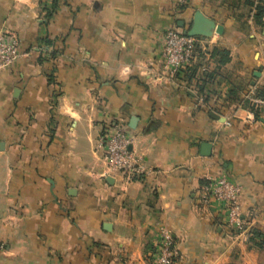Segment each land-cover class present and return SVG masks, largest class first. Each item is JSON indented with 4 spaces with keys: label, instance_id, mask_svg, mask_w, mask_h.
I'll return each mask as SVG.
<instances>
[{
    "label": "crops",
    "instance_id": "obj_1",
    "mask_svg": "<svg viewBox=\"0 0 264 264\" xmlns=\"http://www.w3.org/2000/svg\"><path fill=\"white\" fill-rule=\"evenodd\" d=\"M247 1L64 0L48 18L52 0H0V36L21 53L0 72V264H150L161 228L178 264H264L263 246L200 206L208 177L224 173L264 234V111L245 102L264 89V26L261 0ZM197 12L224 27L203 42L204 91L162 71L165 34ZM214 48L230 63L218 66ZM114 119L147 169L133 182L97 149Z\"/></svg>",
    "mask_w": 264,
    "mask_h": 264
},
{
    "label": "built area",
    "instance_id": "obj_2",
    "mask_svg": "<svg viewBox=\"0 0 264 264\" xmlns=\"http://www.w3.org/2000/svg\"><path fill=\"white\" fill-rule=\"evenodd\" d=\"M180 7L189 6L192 0H172ZM204 40L169 30L164 37L162 51V71L168 80L181 79L198 62V50L206 52ZM20 42L13 36H0V72L12 66L20 57ZM202 67L200 72H207ZM245 102L254 112L264 111V96L258 89L250 87ZM230 125V123H227ZM135 139L130 135L123 120L114 119L107 124L100 136L97 149L102 153L107 172L118 173L127 182L147 175L143 158L132 150ZM242 187L230 180L226 174L211 175L200 194V206L218 211L226 217V225L231 234L249 243L252 231L244 217L241 206ZM178 252L171 235L160 229L159 240L149 256L150 264H178Z\"/></svg>",
    "mask_w": 264,
    "mask_h": 264
},
{
    "label": "trees",
    "instance_id": "obj_3",
    "mask_svg": "<svg viewBox=\"0 0 264 264\" xmlns=\"http://www.w3.org/2000/svg\"><path fill=\"white\" fill-rule=\"evenodd\" d=\"M61 1L64 2V0H52L53 2L52 9L47 11L48 18H51L52 15L58 10ZM247 3L249 7L254 6V2L250 0H248ZM253 20L258 26H264V1L263 0H261L260 3L255 6ZM203 53L201 50H198L199 56H198L197 64H195L194 67L190 69L189 72H187L186 75L184 76V79L186 80L192 81L193 79H196L197 81H199V83L202 84V85H199L200 91H204V85L207 84L208 79L212 77V73L210 72L208 73L200 72V69L202 68V65H201L202 63H200L199 60L204 58V55H202ZM209 54L211 58L214 59L217 62L218 66L220 67L225 66L228 63H230V53L226 50L214 48ZM258 95L264 96V89H260V90L258 89ZM251 111L254 112V108L251 107ZM255 114L258 115L256 112ZM251 242L264 247V234L259 231L252 232Z\"/></svg>",
    "mask_w": 264,
    "mask_h": 264
},
{
    "label": "water",
    "instance_id": "obj_4",
    "mask_svg": "<svg viewBox=\"0 0 264 264\" xmlns=\"http://www.w3.org/2000/svg\"><path fill=\"white\" fill-rule=\"evenodd\" d=\"M184 27V22H181L179 24ZM224 32V27L222 25H217L214 21L206 18L201 12H197L192 20V24L189 28L186 29L184 34H186L189 37H196L198 39L207 40L208 38H211L213 33H216L218 35H222ZM211 117L214 119H220V117L215 114L211 113ZM261 121L264 123V119H261ZM138 119L133 118L131 128L136 129ZM202 153L203 156L209 157L212 153V145L205 143L202 145ZM106 230L111 229L110 224L105 225Z\"/></svg>",
    "mask_w": 264,
    "mask_h": 264
}]
</instances>
